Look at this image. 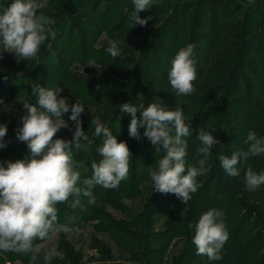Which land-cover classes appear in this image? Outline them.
Listing matches in <instances>:
<instances>
[{
	"label": "rangeland",
	"instance_id": "1",
	"mask_svg": "<svg viewBox=\"0 0 264 264\" xmlns=\"http://www.w3.org/2000/svg\"><path fill=\"white\" fill-rule=\"evenodd\" d=\"M11 2L12 0H0V12ZM41 2L45 6L37 14L42 12L55 20L56 37L50 40L51 47H47L49 41H46L32 61H18L19 58L9 52L0 57V99L3 101L0 104V124L7 125V134L2 141L6 147L0 149V163L5 160L14 162L30 155L26 144L16 137V130L21 126V117L25 114L23 104L17 101L27 99L34 104L35 97L31 93V86L39 83L46 88H62L60 95L67 97L70 105L76 102L84 104L81 120L88 140L81 141L79 149H75L73 145V152L74 159L85 161L88 167L87 172H82V178L90 177L91 161L98 162L102 158L96 148L103 140L102 137L94 135L95 126L91 120L99 116L117 141H125L133 154L135 139L128 135L131 115L120 112L119 104L143 103L147 107L157 97L149 93L151 87L147 85L149 79L145 71L139 74V78L134 76L135 70L145 68L139 62L140 55L133 57L129 50L123 56L117 57L121 61H132L127 65L122 64L127 68L125 72L121 65L117 66L113 62L110 55L104 56L98 51L108 45V41L113 40L112 36L116 35L114 24L119 10L118 0ZM175 5L183 8L180 22L190 23L195 7L199 12L198 16L202 15V19L206 21L201 28L206 37H203L198 47L200 50H207L202 52L204 57H207L215 37L210 32L211 20L217 17L225 5L230 8L226 13H232L235 9L238 13L229 18H221L219 23L225 25L230 20L249 16L252 26L247 36L261 32V29L264 32V0H155L150 9L141 11L138 15H143V18L152 16L151 21H154L166 8L160 25L165 22L166 13L168 17ZM250 8L257 13L250 14ZM136 27L139 25L133 28ZM166 27H170L167 29H171V32L175 31V24H167ZM150 28L154 29L156 25ZM152 37L160 38L156 34ZM250 41L254 45L251 56L262 57L260 69H255L256 61L249 60L246 63L248 68L243 69V80L234 93L230 94L228 89L212 98L208 103L209 109L205 112L207 115H204V109L198 111L189 98L177 95L175 90L171 97L173 101L167 100L172 107H182L185 115L202 114V118L205 116L203 119L206 126L210 124V114L228 112L229 120L225 125L228 130V148L224 147V151L229 156L235 151L247 150L248 145L244 141L250 130L264 133V126L256 122V119L264 121V36H250ZM158 51L160 50L154 49L151 55L160 54ZM175 54V51L172 55L167 52L166 62L160 66L155 64L150 79L155 77L156 82L168 80V71ZM93 61L94 63H90ZM202 63L205 64L206 61L203 60ZM108 80L128 86L115 87L116 84H108ZM235 101L238 104L234 105ZM5 106L7 110H4ZM218 108L222 111L217 110ZM115 113L117 114L114 115ZM69 115L70 113L65 114L62 118L72 126V122L68 120ZM137 117L139 118V112ZM192 119L190 117L189 120L192 122ZM72 127L74 130V126ZM191 127L198 131L201 123L195 122ZM143 132L144 129L140 128L139 144L143 142L146 146H152L143 136ZM261 132L260 136H264ZM192 135L196 137L197 132L194 131ZM56 137L70 141L72 133L61 129ZM189 140L191 138L187 141ZM187 144V162L195 164L200 158L196 151L198 146L191 142ZM153 148L154 146L151 149ZM144 152H139L140 157L135 166L131 158L129 178L121 181L117 189L96 186L93 189V204H88L87 198H82L86 210L79 207L72 210L65 204L57 205L60 222H64L66 215H73L79 231L59 233L50 240L37 241L57 249L59 255L51 264H264V186L255 191H247L244 183V170L248 167L257 173L264 171V155L250 157L241 167L238 178L228 176L221 169L224 177L220 180L214 179L212 186L207 189H198L185 205L174 194L153 191L149 171L158 167L159 159L155 155L154 158L152 155L148 157V152ZM160 153L164 155L163 150ZM209 208L224 211L229 232V239L221 250L222 259L219 261H209L206 256L196 254V248L191 243L194 230L187 227L189 223L195 225L200 215ZM0 264H30V254L0 251ZM36 264H44L42 257L38 258Z\"/></svg>",
	"mask_w": 264,
	"mask_h": 264
},
{
	"label": "clouds",
	"instance_id": "2",
	"mask_svg": "<svg viewBox=\"0 0 264 264\" xmlns=\"http://www.w3.org/2000/svg\"><path fill=\"white\" fill-rule=\"evenodd\" d=\"M154 2L132 0L134 11L130 28L147 26L153 17L141 18L138 13L150 9ZM44 6L41 0H12L0 12V57L9 52L14 53L18 61H32L46 41H49L47 47H51L50 40L56 37L55 20L42 12L37 14ZM121 44L120 39L108 41L106 51L112 58L121 56ZM196 47L194 43L187 44L171 61L168 81L177 95L189 96L196 91L193 85L197 79ZM31 90L34 104L27 99L17 101L23 104L25 114L16 130L17 139L26 144L30 155L14 162L5 160L0 163V251L30 254V264H36L40 257L44 264H51L59 255L57 249L37 241L50 240L59 233L79 231L73 215H66L64 222H60L57 205L86 210L82 198L93 204L96 186L117 189L121 181L129 178L132 153L127 143L118 142L110 128L97 116L91 123L95 126L94 135L103 138L102 144L96 148L102 158L98 162L92 160L91 176L82 178V172H87L88 167L85 161L74 159L73 145L79 149L81 141L88 140L82 129L84 104L76 102L70 105L67 97L60 95V87L46 88L33 83ZM0 104H3L2 99ZM119 111L131 115L128 125L130 138L139 140V129L143 128V136L154 146L156 154L161 150L165 153L158 161V167L149 171L153 191L174 194L186 205L203 187L198 177L210 171L208 160L212 148L217 144L222 146L221 141L203 128L193 129L191 120L185 117L181 107L166 109L157 98L147 107L143 103L119 104ZM68 113L74 130L62 118ZM61 129L72 133L70 141L56 137ZM194 131L197 132L196 139L201 142L196 150L200 158L195 164H188L187 140ZM6 134L7 125L0 124V149L6 147L2 142ZM244 142L248 145L247 150L235 151L231 156H219L220 166L230 177H240L241 167L250 157L264 155V136L250 130ZM244 183L247 191L264 186V171L257 173L248 167L244 170ZM187 227L194 230L191 242L197 255L206 256L209 261L222 259L221 250L229 239L222 209L209 208L195 225L189 223Z\"/></svg>",
	"mask_w": 264,
	"mask_h": 264
},
{
	"label": "trees",
	"instance_id": "3",
	"mask_svg": "<svg viewBox=\"0 0 264 264\" xmlns=\"http://www.w3.org/2000/svg\"><path fill=\"white\" fill-rule=\"evenodd\" d=\"M102 1L105 0H100V2ZM118 2L119 10L115 15L117 21L114 24V27L116 28L114 29V32L116 33V35L112 36V39H120L122 41V44L120 45L122 49L121 56H123L124 53L129 52V50L132 53L133 57L138 55L141 56L139 62H141L145 68L137 71L135 70L134 76L139 78V74L144 71L146 72L149 79V84L147 85L151 87V91H149V93L157 97V99L163 101V106L166 109H175V107H172L169 101H167H173L171 98L173 97V89L171 88L168 80L163 79L156 82L155 80L157 79H155V77H152V79H150V75L155 70V64L160 66L163 62H166L167 52H171L172 55L174 51L177 53L180 48L185 47L189 43H194L197 45L195 49L197 79L193 82L196 91L186 97L191 100L192 104L195 105V108L198 111H202L204 109V115L208 114L205 112L208 111V103L212 98L224 93L228 89H230V91H228L230 92V94L234 93L237 85L243 80V69L247 67L249 60L256 61L255 69H260V64H262V57L258 56L257 58H254L251 56L254 45L253 42L250 41V36L251 38H256V36L263 38L264 32L261 29V32L247 36L248 31L252 26L250 23L251 17L249 16L241 19L236 18L235 20H230L225 25L224 23H219V20L221 18H229L233 16L234 13H238L237 9L233 10L232 13H226V10H230V8L228 7L229 5H225V7L218 12L217 17H214L211 20L212 26L210 32L213 33L215 37L214 42L210 46L207 57H204L202 52H207V50H200L198 49V47L200 46L203 37H206L205 33H203L204 31L202 32L201 30V28L205 26L206 21L202 19V15L198 16L199 12L196 7L194 9L195 13H193V18L190 23L184 21L180 22L179 17L181 16L180 13L183 11V8H179L177 5H175L174 9H172L168 17L166 13L165 22H162V24L159 25V22L163 14L167 11L166 8L161 12V16H159L157 19L155 18L154 21L148 22L146 27L139 26L136 28H130L131 23H129V20L130 18H132L134 11L132 1L118 0ZM115 3L116 5L118 4L117 1ZM251 9L252 8H250V14L257 13L256 11ZM184 12L186 13V10ZM185 13L182 14L184 15ZM141 18H143V15H141ZM253 20L255 21V19ZM171 23L175 24V31L173 32H171V29H167L170 27H166L167 24ZM125 24H127V26H125ZM152 25H156V28L151 29L150 26ZM153 34L158 35L160 38L152 37ZM125 36L126 38L124 39ZM107 47L108 45L103 46L101 47V50L98 49V51L101 54H104V56L110 55L106 51ZM154 49L160 50L158 51L160 52V54L152 56L151 53ZM137 51L139 52L138 54L135 53ZM107 57L111 58L110 56ZM203 60L206 61V65L202 63ZM113 62L117 66L121 65L122 70L126 72L127 68L123 67L122 64L127 65L132 61H121V58H113ZM108 81V84H111L113 86L116 84L115 87L128 86V84L125 83L121 84L118 82L115 83V81L112 80ZM235 102L236 103H234V105L238 104L237 101ZM217 110L222 111L221 108H218ZM116 114L117 113H115L114 115ZM185 114L186 113H184V115ZM185 117L188 120L190 119V117L193 118L191 122L192 125H194L195 122L201 123V128H203L205 131L211 132L212 135L223 144L222 146H220V144H217L212 148V155L208 160V163L211 164V169L205 176H201L198 178L199 182L203 184V187H201L200 189H207L212 186V181L214 179L217 178V180H220V178H223L225 175L224 173H222V171H220L222 167L219 163V156L226 155L224 147L228 148V135H226L228 130L226 129L225 125L229 120V113L218 112L210 114L208 118V123H210L208 124L209 126L204 125L205 119L203 118L205 116H203L202 118V114L198 115V113H187ZM256 122L264 126V121L256 119ZM255 132L258 136H260L261 131ZM261 133L262 135H264L263 132ZM190 142L194 145H197L198 147L199 144L201 145V142L193 135L191 137V140L187 141V143ZM152 146H146L143 142L139 144V140L135 139V143L133 144L134 151L132 154L134 166L137 165V161L140 157L139 152L141 154L142 151H147L148 157L149 155H152L153 158L156 156L157 160H160L165 155V153L164 155H161V153L156 154L155 148L151 149ZM145 153L146 152H144V154ZM227 156H229L228 152Z\"/></svg>",
	"mask_w": 264,
	"mask_h": 264
}]
</instances>
